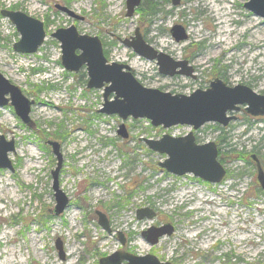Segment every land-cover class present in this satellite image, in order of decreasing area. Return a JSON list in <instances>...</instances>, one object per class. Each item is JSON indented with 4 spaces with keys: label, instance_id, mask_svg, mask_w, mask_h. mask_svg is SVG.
<instances>
[{
    "label": "rangeland",
    "instance_id": "1",
    "mask_svg": "<svg viewBox=\"0 0 264 264\" xmlns=\"http://www.w3.org/2000/svg\"><path fill=\"white\" fill-rule=\"evenodd\" d=\"M249 1L181 0L174 6L172 0H153L156 13L144 19L148 0L141 1L132 17L126 16L127 0H0V72L35 101L30 125L11 104L0 107V137L15 146L8 154L12 169L0 168V179L9 178L15 193L3 198L0 189V264H8L7 259L16 264H99L117 251L151 254L172 264H264V191L256 166L247 162L256 154L264 169V119L247 115L243 106L228 131L209 123L194 133L198 143L219 147L220 137L229 134L221 145L223 152L231 151L221 183L169 173L160 166L167 156L140 139L183 137L192 127L166 130L146 119L100 113L104 90L87 89L85 68L69 72L63 67L61 43L52 37L71 26L80 35L98 37L108 61L128 65L147 88L190 95L219 78L264 95V19L245 7ZM2 11H20L44 23L46 39L36 53L14 49L21 36ZM176 25L184 27L187 40H174L170 30ZM137 28L155 49L176 61L189 60L197 79L164 76L156 60L127 47L123 41ZM122 123L128 140L118 135ZM50 141L60 145L59 183L69 198L58 216L52 188L58 161ZM32 159L40 164L27 181ZM143 208L157 216L138 220L137 211ZM98 211L108 218L112 233L99 224ZM165 223L175 227L174 234L150 245L142 232ZM118 232L126 237L125 246Z\"/></svg>",
    "mask_w": 264,
    "mask_h": 264
},
{
    "label": "water",
    "instance_id": "2",
    "mask_svg": "<svg viewBox=\"0 0 264 264\" xmlns=\"http://www.w3.org/2000/svg\"><path fill=\"white\" fill-rule=\"evenodd\" d=\"M142 0H127V17H132ZM178 6L181 0H172ZM245 7L256 16L264 19V0H250ZM67 11V10H65ZM15 25L21 38L14 46L17 52L36 53L46 39L44 23L20 11H2ZM176 42L188 39V35L181 25L170 30ZM61 43L62 65L69 72H78L86 68L88 74L87 89H103V106L100 113L117 115L122 120L133 118L147 119L152 126L170 129L174 126H191L198 130L208 123L227 127L235 120L233 113L242 106L245 111L254 117L264 116V95L256 93L245 85L228 86L221 79H215L207 90L198 89L190 95L172 94L160 89L143 86L134 76L131 68L125 64H109L104 55L102 42L98 37L80 35L74 26L68 29H59L52 34ZM123 43L134 50L138 55L156 60L160 74L168 77L185 76L196 79L194 68L187 60L175 61L169 55L154 49L148 44L140 29L135 30L134 36ZM11 103L21 120L30 125V113L34 101L24 96L21 89L13 85L0 72V107ZM118 135L123 139L129 138V132L124 123L119 126ZM150 150L166 155L167 159L160 166L178 176L193 174L211 184H218L226 176L225 166L219 161L218 146L215 142L198 144L194 132L184 137L164 135L160 140L141 139ZM57 157V167L52 172V188L56 200L53 213L61 215L69 206V198L60 188L59 173L63 157L60 145L57 142H48ZM15 151L14 142L0 137V168L12 169L8 158L10 152ZM258 181L264 190V169L257 158ZM99 224L108 233H112L108 218L97 212ZM156 212L150 208L139 209L137 219H154ZM175 228L167 223L160 227H151L142 232L144 239L152 246L159 243L165 236H172ZM119 241L125 246L127 240L123 233L118 232ZM56 247L62 260L65 258L63 244L60 239ZM99 264H172L162 262L156 256L147 254L134 255L126 251H117L103 257Z\"/></svg>",
    "mask_w": 264,
    "mask_h": 264
},
{
    "label": "bare ground",
    "instance_id": "3",
    "mask_svg": "<svg viewBox=\"0 0 264 264\" xmlns=\"http://www.w3.org/2000/svg\"><path fill=\"white\" fill-rule=\"evenodd\" d=\"M214 18H215V21L214 22H215V25L216 26H221L223 24V22H220L219 19H217V16H214ZM224 32H226V31L224 30ZM5 119L9 120L8 117H6ZM51 142H53V141H51ZM38 164H40V163L39 162H36L33 159L29 162V164L27 165V169L25 171V174H26L25 180L31 181V176L28 175V173L30 171H31V173L32 172L35 173V169L37 168ZM13 186H14V183H12L9 178L8 179H0V189L3 190V198H5L6 196H10V195L13 196L12 198L15 197V193L11 190V188ZM73 216H74L73 219H75L76 218V215L74 214ZM32 240L34 241V238H32ZM73 248H74V246H73ZM74 254H75L74 252H71L70 253V256L72 257V256H74ZM7 263L8 264H16V263H14L13 261H11L9 259H7Z\"/></svg>",
    "mask_w": 264,
    "mask_h": 264
},
{
    "label": "trees",
    "instance_id": "4",
    "mask_svg": "<svg viewBox=\"0 0 264 264\" xmlns=\"http://www.w3.org/2000/svg\"><path fill=\"white\" fill-rule=\"evenodd\" d=\"M152 1L153 0H148V3H146L147 4V8H148V10L147 11H143L142 12V18H146L147 16H149V15H153V13L155 14L156 13V11H155V5L152 3ZM222 131H225L224 129H222ZM226 140H227V137L226 136H224V134H223V136H221L220 137V147H219V159H220V161L223 163V164H225L226 162V160H225V158L227 157V155H229L230 153H231V151L230 150H226L225 152H223L222 151V147H221V145H222V143H226ZM227 145V144H226ZM234 152H235V150H233ZM245 155H246V153L245 154H239V159L240 160H244L245 159ZM252 156H250V161L248 160L247 162H251L252 164H254V162H253V160H252V158H251ZM258 157V156H257ZM259 158V157H258ZM260 159V158H259ZM261 163H262V161H261ZM255 165V164H254ZM263 165V164H262Z\"/></svg>",
    "mask_w": 264,
    "mask_h": 264
},
{
    "label": "flooded vegetation",
    "instance_id": "5",
    "mask_svg": "<svg viewBox=\"0 0 264 264\" xmlns=\"http://www.w3.org/2000/svg\"><path fill=\"white\" fill-rule=\"evenodd\" d=\"M131 37H132V36H131ZM131 37H130V38H131ZM130 38H129V39H130ZM107 60H108V59H107ZM184 60H187V59H184ZM180 61H182V60H180ZM187 61L189 62V65L192 66V67L194 68L195 74H196V76H197V68L194 67V66L191 64V62H190L189 60H187ZM108 62H109V64H111L110 61H108ZM131 71H132V70H131ZM132 73H133V72H132ZM242 109L245 111V107L242 108ZM242 109H241V110H242ZM241 110H240V111H241ZM245 112H246V111H245ZM246 114L249 115L247 112H246ZM234 116H235V115H234ZM249 116H251V115H249ZM251 117H253V116H251ZM253 118H256L257 120H263V119H264V116L253 117ZM236 120H237V116H235V120H234V121H236ZM229 128H230V127L228 126V127L226 128V130L228 131ZM228 135H229V134L226 133V136H228ZM226 176H227V175H226ZM122 246H123V245H122Z\"/></svg>",
    "mask_w": 264,
    "mask_h": 264
}]
</instances>
